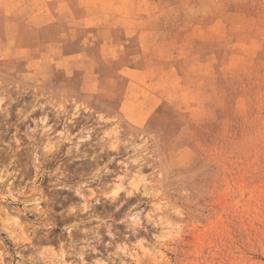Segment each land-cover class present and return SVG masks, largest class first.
I'll return each mask as SVG.
<instances>
[{
  "label": "rangeland",
  "instance_id": "374dc122",
  "mask_svg": "<svg viewBox=\"0 0 264 264\" xmlns=\"http://www.w3.org/2000/svg\"><path fill=\"white\" fill-rule=\"evenodd\" d=\"M0 264H264V0H0Z\"/></svg>",
  "mask_w": 264,
  "mask_h": 264
},
{
  "label": "bare ground",
  "instance_id": "6f19581e",
  "mask_svg": "<svg viewBox=\"0 0 264 264\" xmlns=\"http://www.w3.org/2000/svg\"><path fill=\"white\" fill-rule=\"evenodd\" d=\"M113 194H117V190H114V191H113ZM7 209H8V208H7Z\"/></svg>",
  "mask_w": 264,
  "mask_h": 264
}]
</instances>
